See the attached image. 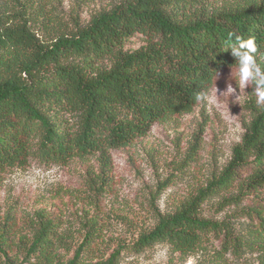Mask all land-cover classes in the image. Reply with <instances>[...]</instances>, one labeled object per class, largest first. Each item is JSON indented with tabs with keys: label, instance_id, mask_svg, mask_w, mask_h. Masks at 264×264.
Here are the masks:
<instances>
[{
	"label": "trees",
	"instance_id": "16d2710c",
	"mask_svg": "<svg viewBox=\"0 0 264 264\" xmlns=\"http://www.w3.org/2000/svg\"><path fill=\"white\" fill-rule=\"evenodd\" d=\"M63 1L0 0V174L30 159L63 165L95 154L104 172L109 150L191 112L215 72L236 66L227 49L234 35L254 39L264 67V0H71L68 10ZM89 3L98 6L84 23ZM134 42L140 45L126 47ZM101 177L91 178L92 190L102 187ZM235 182L237 193L226 201L237 207L264 191V105L252 109L223 174L173 211L155 213L153 226L132 242L101 248L108 238L98 214L81 218L80 236L59 218L40 216L28 234L0 225V262L123 264L126 254L155 245L188 256L216 241L214 264L264 252V206L242 207L250 222L235 236L202 213L203 203Z\"/></svg>",
	"mask_w": 264,
	"mask_h": 264
},
{
	"label": "rangeland",
	"instance_id": "374dc122",
	"mask_svg": "<svg viewBox=\"0 0 264 264\" xmlns=\"http://www.w3.org/2000/svg\"><path fill=\"white\" fill-rule=\"evenodd\" d=\"M107 1L101 0L100 5ZM70 4L71 0L63 1L65 10ZM97 6L84 5L81 21L86 23ZM139 45L134 42L126 47ZM231 69L235 75L236 66L217 72L214 85L211 83L203 101L197 100L191 112L155 123L130 145L109 150L104 172L100 156L95 154L83 160L73 158L63 165L30 159L24 167L0 174V225L17 234H28L40 216L54 217L61 220L64 230L80 236L83 229L79 221L88 212V216L99 215L104 238H108L103 239L101 248L111 251L118 242H132L140 231L153 226L155 213L173 211L182 200L206 188L225 171L252 109L260 106L254 86L243 89L239 78L236 83L232 77ZM229 86L234 92L227 97L228 110L226 94L221 93ZM242 170L240 176L245 175L246 168ZM97 175L104 181L102 185L97 182V187H102L96 192L89 182ZM239 184L235 182L201 207L206 217L228 224L234 236L241 234L250 222L241 213L242 207L264 206V191L259 200L245 197L240 207L226 201L237 193ZM218 248L216 241L204 253L183 256L155 245L140 254H126L123 264H214L216 259L211 256ZM15 250L13 244L9 255L13 256ZM225 258V264H264V252Z\"/></svg>",
	"mask_w": 264,
	"mask_h": 264
},
{
	"label": "clouds",
	"instance_id": "9594fccd",
	"mask_svg": "<svg viewBox=\"0 0 264 264\" xmlns=\"http://www.w3.org/2000/svg\"><path fill=\"white\" fill-rule=\"evenodd\" d=\"M233 38H234V43L230 44V46L227 48L231 50V54L234 57L235 65H236V73L235 75H233L231 69V75L235 79L236 83H237V77L239 78L240 82L243 85V89L245 88L246 85H253L257 105H264V67H261L257 63L256 43L254 39L251 37L244 38L239 35H234ZM217 75L218 73L215 72V79ZM214 80L212 81L213 85H214ZM233 92L234 89L231 86H229L225 92L221 93V94H226V107L228 110L229 108L227 106V97L230 93ZM205 94H206L205 91H201L197 93L196 99L199 101H203ZM215 95H216V88H215ZM216 97L218 96L216 95Z\"/></svg>",
	"mask_w": 264,
	"mask_h": 264
}]
</instances>
